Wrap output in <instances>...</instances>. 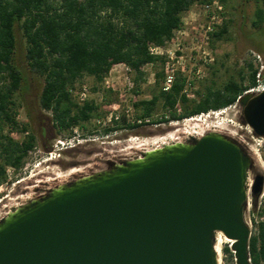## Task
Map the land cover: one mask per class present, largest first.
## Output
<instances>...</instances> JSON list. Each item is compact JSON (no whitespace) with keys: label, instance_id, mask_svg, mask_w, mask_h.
<instances>
[{"label":"water","instance_id":"1","mask_svg":"<svg viewBox=\"0 0 264 264\" xmlns=\"http://www.w3.org/2000/svg\"><path fill=\"white\" fill-rule=\"evenodd\" d=\"M242 124L264 138V90L238 100ZM250 155L209 131L113 162L9 210L0 219V264H220L222 234L234 264H251L244 215Z\"/></svg>","mask_w":264,"mask_h":264},{"label":"trees","instance_id":"2","mask_svg":"<svg viewBox=\"0 0 264 264\" xmlns=\"http://www.w3.org/2000/svg\"><path fill=\"white\" fill-rule=\"evenodd\" d=\"M212 0H0V183L5 168L20 169L35 147V136L27 123H18L16 110L19 96L27 83V73L41 79L38 107L49 113L53 128L69 132L73 127L100 118L106 111L92 100L82 103L73 97L75 84L84 76L95 84L103 82L110 69L123 64L133 73L137 90L143 81L145 65H159L153 74L149 99L132 103L137 114L148 118V124H165L193 117L209 110L232 105L238 96L255 86L257 69L248 65L244 78L228 80L219 88L208 86L183 92L186 79L176 73L170 87L163 88L165 60L149 52L150 46L164 47L182 26L181 16L195 4ZM223 3V0H220ZM260 10L256 16L260 17ZM222 23L209 36L214 41L225 33ZM22 45V52L18 54ZM24 68H22L21 63ZM108 93L111 91L106 90ZM159 106L163 113L153 119ZM121 124V125H120ZM125 126V127H124ZM9 129V134L3 128ZM139 128L125 124L124 117L113 130ZM12 134H21V140ZM251 264H264V230L249 238ZM223 264H234L225 245Z\"/></svg>","mask_w":264,"mask_h":264},{"label":"rangeland","instance_id":"3","mask_svg":"<svg viewBox=\"0 0 264 264\" xmlns=\"http://www.w3.org/2000/svg\"><path fill=\"white\" fill-rule=\"evenodd\" d=\"M213 2L221 5V10L216 12L218 22L214 24L212 30L213 32L222 23L225 24L226 30L221 40L214 41L209 34L205 38V27L209 22L208 13L203 9L204 4L198 3L181 16V28L174 32L161 53L165 62L170 61L173 64L175 73H181V67L188 70L189 66L203 65L200 66L199 76H194L191 87L186 90L189 97L194 96V91L204 90L208 86L219 88L228 80L239 81L241 76L244 78L243 84L246 85L249 74L248 65L257 69L260 78L264 77V0H223V3L220 0H212L209 4ZM258 10L261 12L259 18L256 16ZM22 50L21 45L18 54ZM171 57H173L172 60L169 59ZM21 66L24 68L22 63ZM159 69V65H145L142 68L143 81L136 90L132 82L133 73L125 65L118 64L110 69L100 84H95L91 77L84 76L75 84L72 95L78 103H82L79 94L84 87L86 89L84 101H94L100 106L101 111L121 112L133 102L149 99V94L153 90V74ZM26 77L27 83L19 96L20 106L16 110L15 119L18 123L28 124L35 136V147L20 169L5 168L6 178L0 183V219L8 210L36 198L34 193L42 192L46 187L53 188L64 184L71 177L76 179L79 176L107 169V159H114L113 155L121 151L125 145L124 140L130 136L145 139L172 131L181 134L187 127L198 126L202 131L204 127L202 121L180 120L146 125L127 131L120 129L106 136L102 133V127L96 122L101 119V116L83 123L84 128L76 127L77 133L88 141L61 152L59 156L55 155L53 160H45V153L51 149L55 139L73 133L72 129L75 127L69 132L60 133L53 128L49 113L38 107L41 79L31 73H27ZM108 89L111 93L106 91ZM135 112L137 113L136 110ZM162 113L163 110L157 106L152 118L155 119ZM239 116H241V108L238 105L230 107L212 122L214 124L211 127L219 126L223 131L220 133L232 137L238 143L245 141L252 144L248 147L251 150L255 148L249 153L253 167L259 173H264V138L248 140L250 133L239 121ZM3 132L9 134V129L4 127ZM12 136L18 140L23 138L21 134H12ZM181 139L186 141L189 138L182 135ZM72 171L74 173L71 174ZM252 180L253 175L248 177V183H252ZM244 218L250 229V237L258 236L260 231L264 230V186L257 196L248 191ZM225 245L228 246L227 243H223L220 247V253H222L219 257L220 264L224 263L222 248Z\"/></svg>","mask_w":264,"mask_h":264},{"label":"built area","instance_id":"4","mask_svg":"<svg viewBox=\"0 0 264 264\" xmlns=\"http://www.w3.org/2000/svg\"><path fill=\"white\" fill-rule=\"evenodd\" d=\"M204 11L208 13L207 17L209 19L208 24L205 27V33L204 36L207 38V34L212 32L214 24L218 22V12L221 10V5H219L217 2H213L212 4H204L203 5ZM149 52L154 55H161L163 51V47H155V46H150ZM175 58V57H174ZM170 60L173 59V57L169 58ZM201 67L203 65H200ZM200 66L198 67H191L189 66L188 70H185L184 67H181L180 71L181 74L185 77L186 79V85L183 89V92L186 93V90L191 87V84L193 82L194 76L198 77L199 73L201 71ZM176 69H174L173 64L170 63V61L165 62L164 66V82H163V89L167 90L175 75H176ZM264 90V77L260 78L259 74L256 76V83L255 86L248 89L246 92H251V93H257L260 91ZM187 94V93H186ZM80 100L84 101L85 95H86V89L82 87L81 92H80ZM188 95V94H187ZM240 96L237 97L236 101L225 108H220L216 110H209L205 113H200L198 115H195L190 118L183 119L184 122H190V121H196L204 124L203 129L204 132L211 131L213 130L211 126H213L214 123H212L218 116H221L223 113L226 112L227 109L230 107H235L238 105V100ZM124 117L125 124H131V125H136L138 127L146 126V125H155V124H148L149 119L148 118H142L140 117L136 112L135 109L132 105L126 106L125 108L122 109L121 112H116V111H106L104 115L101 117V119L97 120L96 122L102 127V129L105 128H112L116 126V123H121V118ZM213 120H210V119ZM121 125V124H120ZM157 125V124H156ZM244 127L247 129V131L250 133V139L254 140L256 137L253 135L251 129L243 124ZM125 127V126H124ZM123 131H127V128H120ZM118 129V130H120ZM73 133L55 139V141L52 144V147L49 151L45 153V160H53L55 155H58L65 151V150H70L75 148L76 146L81 145L83 142L88 141V139L82 137L79 133L76 131V127L72 129ZM117 130L110 131L106 133L105 135L108 136L110 133H115ZM199 128L198 126L195 127H187L185 131L181 134L177 133V131H172V132H165L163 134H158L152 137H148L145 139H141L139 136H130L127 139H125V145L122 147L121 151L117 153V155H113L114 158H120L121 161H126L130 159H135L137 157H140L144 152L162 147L163 145L169 144V143H174V142H183L181 139L182 135H185L187 138H199L201 136L198 135ZM246 143L245 141H243ZM249 146V142L247 143ZM255 148L253 147L252 150ZM119 161V162H121Z\"/></svg>","mask_w":264,"mask_h":264},{"label":"flooded vegetation","instance_id":"5","mask_svg":"<svg viewBox=\"0 0 264 264\" xmlns=\"http://www.w3.org/2000/svg\"><path fill=\"white\" fill-rule=\"evenodd\" d=\"M238 106H239V104H238ZM238 118H239V121L242 123V117L239 116ZM211 131H212V130H211ZM213 131H214V130H213ZM208 132H209V131H208ZM247 139H248V140H251L249 137H248ZM247 143H248V142L244 143L243 141H241V143H239V144H240V145L244 148V150L249 154V153L252 152V150L249 149V147H248L249 145H248ZM119 161H121L120 158H114V159H107L106 162H107V165H109L110 163H113V162H119ZM89 170H90V169H89ZM79 175H81V173H79ZM251 175H253V179H254L256 176H258V175H261V176L264 178V173H259L258 170L255 169V168L253 167V164L251 165V168H250V170H249V172H248V177L251 176ZM73 180H74V178L71 177V179L66 180L65 183H69V182H71V181H73ZM50 189H51L50 187H46V188H44V189L42 190V192L34 193V195H35L36 197L42 196V195L46 194ZM35 191H38V189H35Z\"/></svg>","mask_w":264,"mask_h":264},{"label":"bare ground","instance_id":"6","mask_svg":"<svg viewBox=\"0 0 264 264\" xmlns=\"http://www.w3.org/2000/svg\"><path fill=\"white\" fill-rule=\"evenodd\" d=\"M187 126V125H186ZM184 128V127H183ZM214 131H216V132H223V131H221V129H220V127L218 126V127H211ZM177 130V129H176ZM204 130L205 129H203L202 128V131H200L199 130V132H198V135L199 136H201V135H204V133H206V132H204ZM212 130V131H213ZM207 132H208V130H207ZM251 150V149H250ZM71 174L72 173H74V171H72V172H70ZM12 200V199H11ZM17 202V201H16ZM9 203H11V202H9ZM15 203V202H14ZM11 204H13V203H11ZM10 204V205H11ZM17 204V203H16ZM9 211V210H8ZM223 243H227L228 244V246L230 245V243H231V241L230 240H228V239H226L222 234H220V233H216V235H215V250H216V253H217V255H218V258L219 257H221L220 255L222 254V253H220V247L222 246V244ZM227 246V247H228ZM231 252V251H230ZM220 259V258H219Z\"/></svg>","mask_w":264,"mask_h":264}]
</instances>
